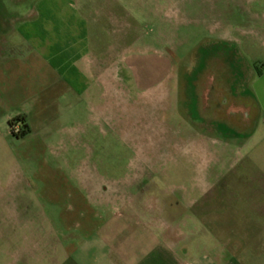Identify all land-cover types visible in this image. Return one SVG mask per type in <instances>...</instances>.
<instances>
[{"label":"rangeland","instance_id":"374dc122","mask_svg":"<svg viewBox=\"0 0 264 264\" xmlns=\"http://www.w3.org/2000/svg\"><path fill=\"white\" fill-rule=\"evenodd\" d=\"M126 2L106 26L127 34L111 99L79 126L57 107L25 135L0 125V264H107L92 229L126 225L114 196L178 209L189 230L194 211L252 217L264 193V0Z\"/></svg>","mask_w":264,"mask_h":264},{"label":"crops","instance_id":"0c3cea01","mask_svg":"<svg viewBox=\"0 0 264 264\" xmlns=\"http://www.w3.org/2000/svg\"><path fill=\"white\" fill-rule=\"evenodd\" d=\"M100 4L108 23L97 17ZM117 5L126 10L127 2L0 0V125L9 129L10 120L22 117L32 129L57 107L63 120L79 126L85 105H97L101 90L111 99L118 62L127 64L126 32L106 27L111 18L126 24L112 12ZM113 198L126 201V225L117 228L109 220L92 229L96 245L114 256L107 264H264V193L248 200L252 217L240 212L227 220L222 206L194 211L189 219L200 226L189 230L178 209L167 213L138 195ZM103 256L93 264H106Z\"/></svg>","mask_w":264,"mask_h":264},{"label":"trees","instance_id":"16d2710c","mask_svg":"<svg viewBox=\"0 0 264 264\" xmlns=\"http://www.w3.org/2000/svg\"><path fill=\"white\" fill-rule=\"evenodd\" d=\"M16 123H22V124H24V119L22 118V117H16V118H14V119H12V120H10L9 122H8V125H9V127H12L14 124H16ZM29 132V129H28V127H27V125L26 124H24L23 125V131H22V135H25V134H27ZM13 136H16L17 137V135H15V134H13Z\"/></svg>","mask_w":264,"mask_h":264}]
</instances>
